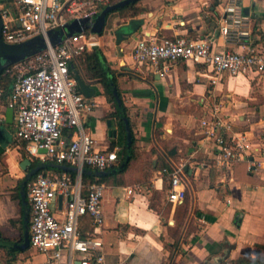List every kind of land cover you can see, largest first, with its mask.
I'll list each match as a JSON object with an SVG mask.
<instances>
[{"label": "crops", "instance_id": "1", "mask_svg": "<svg viewBox=\"0 0 264 264\" xmlns=\"http://www.w3.org/2000/svg\"><path fill=\"white\" fill-rule=\"evenodd\" d=\"M227 2L140 0L137 6L143 11L135 16L112 11L103 31L96 34L95 46L118 74L116 89L126 108L134 150L123 172L102 175L103 264H232L241 258L264 259V73L224 75L213 83L211 68L202 63L180 60L161 76L164 63L155 67L133 57L137 40L153 37H212L216 50L246 51L242 43H227L219 34ZM242 3L251 30L249 43L264 48V0ZM132 20L141 22L128 34ZM87 82L96 90L85 96L94 106L86 117L88 130L98 148L114 145L118 152L128 145L114 101L99 81ZM217 104L233 131L245 134L251 143L246 158L228 166L218 163L220 150L201 126ZM9 109L0 100V232L10 240L0 246V264H48L47 256L30 245L19 247L26 230L30 236L31 224L28 182L23 187V181L31 168L45 161L34 164L39 158L30 155L16 136L15 113ZM25 158L32 161L26 170L21 166ZM164 163L185 164L187 192L180 204L168 200ZM52 209L62 218L65 199L58 196ZM90 232V217H83L80 235L88 237Z\"/></svg>", "mask_w": 264, "mask_h": 264}, {"label": "built area", "instance_id": "2", "mask_svg": "<svg viewBox=\"0 0 264 264\" xmlns=\"http://www.w3.org/2000/svg\"><path fill=\"white\" fill-rule=\"evenodd\" d=\"M110 0H11L0 4L3 21L2 38L7 43H21L37 35L47 38V32L75 19L92 23L99 5ZM219 34L227 43H242L246 51L216 50L214 38L196 40L185 37L161 39L140 38L133 48V57L141 63L158 67L160 75L175 62L192 60L211 68L212 82L224 75L264 73V48L249 43L251 30L242 0H228L220 19ZM96 34L89 30L75 32L61 43L21 61L10 64L4 73L13 78L7 97V107L13 109L16 136L24 141L30 155L42 161L68 164L76 172L39 173L28 181L31 206L30 247L47 256L48 264H103V241L99 229L104 223L103 183H83L87 166L97 170L112 168L117 160L116 149L98 148L89 132L86 117L93 103L81 92L78 80L69 68L70 61L96 45ZM48 40V38H47ZM3 90L0 89V95ZM215 105L210 116L201 120L205 136L219 148L218 163L228 166L246 158L251 147L245 134L233 131L229 119ZM2 116L0 114V121ZM67 131L68 135H64ZM45 149L46 152H41ZM256 163H254L255 165ZM167 174L166 169L162 171ZM185 164L179 163L167 174L168 200L173 204L186 198ZM128 192H134L130 187ZM65 199L62 218L55 215L52 204ZM89 215L94 225L88 237H81V219ZM81 255L77 258L76 255Z\"/></svg>", "mask_w": 264, "mask_h": 264}, {"label": "water", "instance_id": "3", "mask_svg": "<svg viewBox=\"0 0 264 264\" xmlns=\"http://www.w3.org/2000/svg\"><path fill=\"white\" fill-rule=\"evenodd\" d=\"M138 0H120L116 3L108 4L102 9L100 13H98L92 23L88 22V19H75L71 23H68L62 27H56L52 28L47 32V38H45L43 35H37L27 41L21 42V43H7L2 38V26L3 21L1 18L0 13V76L2 75L3 71L7 66L10 64L16 63L18 61H21L33 54L39 53L46 49L47 47V41L50 42L51 45H56L61 43L64 39L71 36L75 32H81L89 30L92 33H101L105 27L107 17L108 15L120 7L126 6L130 3L136 2ZM141 21L139 20H132L130 22V31L128 34H131L132 31L135 30V28L140 24ZM123 28V27H122ZM120 30V29H119ZM118 32V36H122L121 30ZM76 78L79 83V87L81 92L87 96L91 97L95 94L96 90L93 88L88 82L84 81L83 78L76 72ZM114 94L116 97V100L119 104V106L122 105V101L120 98V95L117 92V89L114 88ZM14 111L13 109H9V113L12 114ZM122 119L125 123L126 127V134H127V145L128 147L132 144V129L129 124L128 118L124 115H122ZM41 152H46L45 149H41ZM32 164V161L29 158H25L21 166L26 170L29 165ZM126 162H123L121 165V168L125 166ZM47 167H53L57 168L59 170L65 171V172H76V167L68 164H62V163H55V162H41L38 163L36 166L30 169L26 173L25 179L23 181V187L25 184L36 174H38L39 171L47 168ZM116 170L106 169V170H93L89 168H84V173H87L89 175L95 174L98 176L107 175L111 172H115ZM30 245V236H29V230H26L25 232V240L24 242L19 246L21 249L28 248ZM244 264H259V263H244Z\"/></svg>", "mask_w": 264, "mask_h": 264}, {"label": "trees", "instance_id": "4", "mask_svg": "<svg viewBox=\"0 0 264 264\" xmlns=\"http://www.w3.org/2000/svg\"><path fill=\"white\" fill-rule=\"evenodd\" d=\"M11 0H0L1 2H8ZM120 0H110L109 3L107 4H100L99 5V13L102 11V9H104V7L108 4H112V3H116ZM140 0L130 3L126 6L120 7L118 9V11L122 12V13H129L132 16H135L137 14H139L141 11H143V9L141 7L137 6V3ZM69 68L72 72V74L74 76H76V72L83 78L84 81H89L90 80H95V81H99L102 85V87L105 90L106 95L114 101V104L116 106V114L117 117L120 118L119 124L120 127L123 131V133H125V124L123 122V120L120 117V114L125 115L126 114V108L125 105L123 104V100L122 101V105L118 106V103L116 102V97L114 94V88H117V77L118 74L115 70H113L109 63L107 62L106 57L104 56L102 50L95 46L90 50H87L85 52H83L77 59H74L72 61H70L69 63ZM12 84H13V78L11 76H9L8 74L2 73V75L0 76V89L3 90L2 94L0 95V100H2L3 102L7 103V97L8 94L11 91L12 88ZM118 94L120 95V92L117 91ZM121 98V97H120ZM22 141V140H21ZM23 143H25L24 141H22ZM26 144V143H25ZM114 148V145H112V147L110 148V150H112ZM117 156H118V160L116 162V164L111 168V170H116V173H120L123 172L127 166L129 165L131 159L134 156V150H133V145L131 147L126 146V144L123 145L122 149L120 151L117 152ZM40 162V159H35L34 160V164ZM45 162H50V161H45ZM123 162H126L125 166L123 168H121V165ZM173 165L170 163H164L163 167H162V171L163 169H166L167 174L169 172H171L173 170ZM87 168L89 169H95L94 167L91 166H87ZM56 171L57 173H61L63 172L62 170H59L57 168H52V167H47L41 171L38 172L39 173H46L47 171ZM71 175H74V172H69ZM38 174H36L35 176H33L30 180H33ZM167 174L165 173V175L167 176ZM106 177L101 176V177H95L94 174L89 175L87 173H83V183L87 186L91 183H101L103 180H105ZM28 185V183H27ZM180 204V203H178ZM152 206H154V203L152 202ZM84 217H90L89 215H85ZM90 222H91V232H93L94 230V225L92 222V218L90 217ZM85 237V236H82ZM100 238L102 239V237L100 236ZM103 241V240H102ZM10 243V240L3 237L2 233L0 232V246L1 247H6V245ZM244 263H259V264H264V259H261L259 257L257 258H241L239 259L237 262L232 263V264H244Z\"/></svg>", "mask_w": 264, "mask_h": 264}, {"label": "rangeland", "instance_id": "5", "mask_svg": "<svg viewBox=\"0 0 264 264\" xmlns=\"http://www.w3.org/2000/svg\"><path fill=\"white\" fill-rule=\"evenodd\" d=\"M92 33V32H91ZM93 34H96V33H93ZM53 168V167H52ZM51 171V170H50ZM46 173H48V171L46 172ZM50 173V172H49ZM82 220V219H81Z\"/></svg>", "mask_w": 264, "mask_h": 264}]
</instances>
